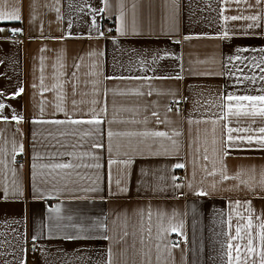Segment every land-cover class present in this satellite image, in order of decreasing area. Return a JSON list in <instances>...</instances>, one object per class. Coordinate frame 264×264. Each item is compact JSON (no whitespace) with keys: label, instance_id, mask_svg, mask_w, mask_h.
<instances>
[{"label":"crops","instance_id":"crops-1","mask_svg":"<svg viewBox=\"0 0 264 264\" xmlns=\"http://www.w3.org/2000/svg\"><path fill=\"white\" fill-rule=\"evenodd\" d=\"M0 9L21 16L0 20V264H236L229 244L259 264L264 117L232 116L226 97L264 95V0Z\"/></svg>","mask_w":264,"mask_h":264},{"label":"snow or ice","instance_id":"snow-or-ice-1","mask_svg":"<svg viewBox=\"0 0 264 264\" xmlns=\"http://www.w3.org/2000/svg\"><path fill=\"white\" fill-rule=\"evenodd\" d=\"M7 0H0V5L6 4ZM240 17L233 16L231 19L236 20L239 19ZM21 16L19 14V10H13L11 12H5L2 9H0V20H20ZM227 19V17L225 18ZM249 19L255 20L256 17H250ZM0 31H3V29H0ZM13 31H21L20 29H13ZM23 92V89H20V92L16 93V95H19L20 93ZM227 101H236L237 103L233 105L232 103L227 104V111L234 117H240V116H260L264 117V95L262 96H227L226 97ZM241 101H247L249 102L248 104H243L239 103ZM261 105V106H258ZM3 105H0V108H3ZM248 109H251L249 111ZM153 115H156V113H153ZM14 120H18L21 118H18L16 116L12 117ZM53 123H64L65 121H52ZM72 124H89V125H100L103 123L101 119H99L97 116H93L92 118L89 119H74L68 121ZM232 129H229V132H231ZM260 133H264V127L259 128ZM90 135L91 133H87ZM108 135H112L109 133ZM151 135L154 136H159V137H164L167 136V133L165 132H155L151 133ZM229 140H232V136L229 135L228 137ZM241 139H247L249 142L253 140L252 136H247V137H241ZM257 142L264 147V136H258L255 138ZM94 147L100 148L104 147L102 144H96ZM22 150V149H21ZM112 163H115V161H112ZM127 163V161L123 162ZM96 167H99V165H95ZM55 168H71V164H57L54 165ZM176 168H183V164H176ZM228 177H225L227 179ZM260 187H264V181H262L259 185ZM239 204V202H237ZM261 231H260V240L264 242V223H261L259 225ZM252 228V218L251 216L248 217L247 223L243 225L242 227H236L235 228V234L231 237L233 240H238V239H244V236L242 235V230L244 229H251ZM175 231L176 229H172ZM253 242V237L251 235L248 236V243H247V252L249 254L255 253L256 248L252 246ZM264 246V245H262ZM229 251L228 255L231 256V250H235L237 253L235 260L236 264H239L240 261V247L238 245H228ZM231 264V261L229 262ZM253 264H255V261H253ZM259 264H264V252L260 253V261Z\"/></svg>","mask_w":264,"mask_h":264},{"label":"built area","instance_id":"built-area-1","mask_svg":"<svg viewBox=\"0 0 264 264\" xmlns=\"http://www.w3.org/2000/svg\"><path fill=\"white\" fill-rule=\"evenodd\" d=\"M107 33L110 34L111 31H108ZM11 36L14 38H20V37H24L25 35L21 31H15V32L11 33ZM172 106L174 108H177L178 110H182V108H183V105L181 103H176V102H173ZM17 159L20 163H26L27 162V156L25 154L19 155ZM180 181H184V178L180 177ZM175 241L177 242V244H182L181 237L178 235H175ZM36 251H37V243L35 241H29L28 253L34 254V253H36ZM25 264H30V263L27 260Z\"/></svg>","mask_w":264,"mask_h":264},{"label":"rangeland","instance_id":"rangeland-1","mask_svg":"<svg viewBox=\"0 0 264 264\" xmlns=\"http://www.w3.org/2000/svg\"><path fill=\"white\" fill-rule=\"evenodd\" d=\"M13 32H15V31H13ZM12 33V32H11ZM11 33H10V37L12 38V39H16V40H27L28 38L26 37V36H24V37H20V38H14V37H12L11 36ZM112 34V31H111V33H110V35ZM176 103H180V102H176ZM172 104H173V102H172ZM172 104H171V107L173 108V109H177V108H174L173 106H172ZM182 104V103H181ZM178 110V109H177ZM182 110H183V108H182ZM179 111H181V110H179ZM180 177H182V176H180ZM180 177H179V181H180ZM184 178V177H183ZM184 180H185V178H184ZM181 182H183V181H181ZM175 235H178V234H175ZM175 235L173 236V239L175 240ZM178 236H180V235H178ZM181 237V236H180ZM181 240H182V243H183V239L181 238ZM175 243L177 244V242L175 241Z\"/></svg>","mask_w":264,"mask_h":264}]
</instances>
